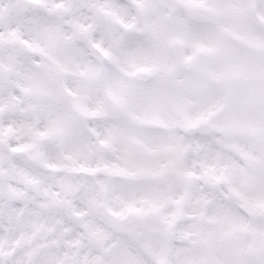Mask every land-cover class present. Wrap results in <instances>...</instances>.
Segmentation results:
<instances>
[{
  "label": "snow or ice",
  "instance_id": "6c2138e0",
  "mask_svg": "<svg viewBox=\"0 0 264 264\" xmlns=\"http://www.w3.org/2000/svg\"><path fill=\"white\" fill-rule=\"evenodd\" d=\"M0 264H264V0H0Z\"/></svg>",
  "mask_w": 264,
  "mask_h": 264
}]
</instances>
